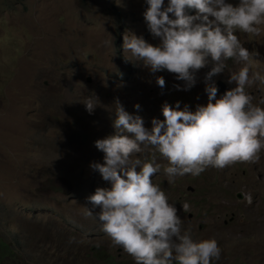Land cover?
Returning <instances> with one entry per match:
<instances>
[{"label":"rangeland","instance_id":"374dc122","mask_svg":"<svg viewBox=\"0 0 264 264\" xmlns=\"http://www.w3.org/2000/svg\"><path fill=\"white\" fill-rule=\"evenodd\" d=\"M146 8L145 0H0V238L10 246L0 264H135L86 214L91 183L110 187L90 166L104 163L95 141L115 133L116 98L148 128L152 118L163 119L164 102L206 105L205 77L213 67L208 57L196 84L177 90L184 82L176 74L153 75L124 52L127 32L159 44L144 21ZM236 34L258 53L252 70L264 75V32ZM226 63L212 80L232 88L230 72L240 65ZM156 76L165 79L163 89ZM246 91L253 103L264 100V84ZM93 95L99 106L89 114L83 103ZM152 180L175 204L183 230L194 240H217L221 255L212 264H264V152L256 163L208 168L171 184L162 167Z\"/></svg>","mask_w":264,"mask_h":264},{"label":"clouds","instance_id":"9594fccd","mask_svg":"<svg viewBox=\"0 0 264 264\" xmlns=\"http://www.w3.org/2000/svg\"><path fill=\"white\" fill-rule=\"evenodd\" d=\"M145 3L147 29L160 42L153 45L143 36L127 32L124 52L153 75L164 70L176 74L184 85L174 87L184 91L196 84L195 73L211 57L213 67L205 77L207 103L192 110L188 104L181 107L180 101L175 106L164 102L163 119L152 118L148 128L141 116L130 114L116 98L112 111L115 133L95 141V147L104 153V163L90 165L110 187L96 189L95 182L91 183L88 200L92 209L86 214L98 220L111 242L135 264H212L221 255L217 240H194L183 230L175 204L152 177L163 167L171 184L177 177L199 176L208 168L259 161L264 152V100L253 103L246 88L264 84V75L252 70L258 53L249 51L236 33L260 36L264 32V0H238L236 5L226 0ZM186 9H195L196 14L189 15ZM108 43L112 41H105ZM228 60L240 65L227 81L235 87L226 84L229 89L219 95L217 84L223 80L215 83L212 77L227 69ZM155 82L161 89L165 87L162 76H156ZM97 101L93 95L83 103L89 114L99 106ZM134 107L140 109L139 104ZM157 154L166 165L157 162ZM245 198L251 203L250 196ZM182 208L189 211V204L183 203Z\"/></svg>","mask_w":264,"mask_h":264},{"label":"water","instance_id":"95a60500","mask_svg":"<svg viewBox=\"0 0 264 264\" xmlns=\"http://www.w3.org/2000/svg\"><path fill=\"white\" fill-rule=\"evenodd\" d=\"M217 86L219 95H223L225 91L229 89L226 83H224L223 81H219Z\"/></svg>","mask_w":264,"mask_h":264},{"label":"trees","instance_id":"16d2710c","mask_svg":"<svg viewBox=\"0 0 264 264\" xmlns=\"http://www.w3.org/2000/svg\"><path fill=\"white\" fill-rule=\"evenodd\" d=\"M8 248L10 250V246L8 243H6L5 241H3L1 238H0V256H1V253L3 252H6L7 250L4 248ZM9 253V252H8ZM8 253H6L5 255H7Z\"/></svg>","mask_w":264,"mask_h":264},{"label":"flooded vegetation","instance_id":"af4514ba","mask_svg":"<svg viewBox=\"0 0 264 264\" xmlns=\"http://www.w3.org/2000/svg\"><path fill=\"white\" fill-rule=\"evenodd\" d=\"M188 190H192V188L191 187H188ZM239 197H242V195H239ZM192 218V217H191Z\"/></svg>","mask_w":264,"mask_h":264}]
</instances>
